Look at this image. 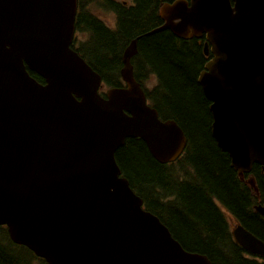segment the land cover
Here are the masks:
<instances>
[{
	"label": "water",
	"instance_id": "obj_1",
	"mask_svg": "<svg viewBox=\"0 0 264 264\" xmlns=\"http://www.w3.org/2000/svg\"><path fill=\"white\" fill-rule=\"evenodd\" d=\"M76 11L77 0H0V225L48 264H212L143 207L116 161L128 138L161 164L187 145L134 77L139 37L121 55L124 85L102 95L100 74L71 47ZM159 15L148 34L204 35L212 56L197 82L211 135L244 181L264 166V0H175ZM232 234L264 258V241L241 225Z\"/></svg>",
	"mask_w": 264,
	"mask_h": 264
},
{
	"label": "trees",
	"instance_id": "obj_2",
	"mask_svg": "<svg viewBox=\"0 0 264 264\" xmlns=\"http://www.w3.org/2000/svg\"><path fill=\"white\" fill-rule=\"evenodd\" d=\"M174 0H77L76 28L88 34L77 51L102 77L104 87L120 86L121 54L134 37V76L148 102L161 119L175 120L188 143L175 162L161 164L138 138L126 139L115 152L116 161L143 206L156 214L181 245L206 254L212 264H264L249 257L232 238L231 227L240 223L264 241V167L254 164L241 181L211 135L209 101L197 82L206 57L203 37L181 39L169 30L148 34L160 25L159 6ZM104 9L115 14L114 26L95 14ZM92 58H89L88 53ZM39 82L42 78L30 71ZM155 79L152 89L146 80ZM254 182L252 187L247 178ZM248 181V180H247ZM0 264H48L23 245L13 243L0 226Z\"/></svg>",
	"mask_w": 264,
	"mask_h": 264
},
{
	"label": "rangeland",
	"instance_id": "obj_3",
	"mask_svg": "<svg viewBox=\"0 0 264 264\" xmlns=\"http://www.w3.org/2000/svg\"><path fill=\"white\" fill-rule=\"evenodd\" d=\"M94 12L105 25L109 27L114 26L116 18L113 13L104 9L97 10V8ZM87 40H88V34L84 33V31L79 30L78 33L76 34L75 47L80 48L83 44H85ZM88 55L89 58L91 59L92 55L90 52L88 53ZM151 78L152 79L146 80L145 82L146 87H148L149 89H152L153 86L155 85V79L153 78V76H151Z\"/></svg>",
	"mask_w": 264,
	"mask_h": 264
},
{
	"label": "flooded vegetation",
	"instance_id": "obj_4",
	"mask_svg": "<svg viewBox=\"0 0 264 264\" xmlns=\"http://www.w3.org/2000/svg\"><path fill=\"white\" fill-rule=\"evenodd\" d=\"M255 258L258 259V260H262V259H263V258L260 257V256H255Z\"/></svg>",
	"mask_w": 264,
	"mask_h": 264
}]
</instances>
